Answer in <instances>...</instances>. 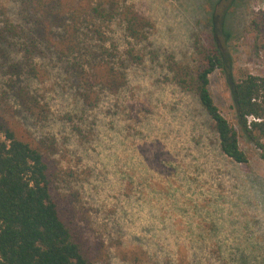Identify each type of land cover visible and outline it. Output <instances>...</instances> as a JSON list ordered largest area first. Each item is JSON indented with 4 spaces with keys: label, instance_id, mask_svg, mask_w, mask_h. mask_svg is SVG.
Instances as JSON below:
<instances>
[{
    "label": "rangeland",
    "instance_id": "obj_1",
    "mask_svg": "<svg viewBox=\"0 0 264 264\" xmlns=\"http://www.w3.org/2000/svg\"><path fill=\"white\" fill-rule=\"evenodd\" d=\"M131 1L153 28L145 61L129 66L118 94L84 106L73 79L57 70L40 86L52 114L45 131L66 140L94 234L111 246L108 261L97 264H133L123 252H144L140 264H264V159L241 133L248 164L222 155L196 98L168 72L171 62L190 63L209 1ZM263 9L264 0H234L226 15L235 79L264 77V52L249 26ZM19 10L18 0H0L6 17L18 21ZM113 34L122 47V32ZM209 90L236 125L219 70Z\"/></svg>",
    "mask_w": 264,
    "mask_h": 264
},
{
    "label": "trees",
    "instance_id": "obj_2",
    "mask_svg": "<svg viewBox=\"0 0 264 264\" xmlns=\"http://www.w3.org/2000/svg\"><path fill=\"white\" fill-rule=\"evenodd\" d=\"M208 1L190 63L171 62L168 72L177 88L196 98L220 153L246 166L240 133L264 159V77H233L225 22L234 0ZM18 2V21L0 11V264L104 263L111 246L94 234L66 140L45 131L52 114L40 86L57 70L73 79L84 106H94L102 94H118L129 66L145 61L153 25L131 0ZM249 26L264 52V9ZM114 30L123 34L122 47ZM217 70L230 91L236 125L210 93L209 78ZM130 254L120 257L133 264L145 257Z\"/></svg>",
    "mask_w": 264,
    "mask_h": 264
}]
</instances>
